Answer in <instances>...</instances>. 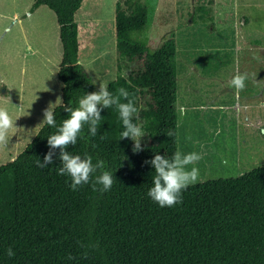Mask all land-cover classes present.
<instances>
[{
    "label": "trees",
    "instance_id": "trees-1",
    "mask_svg": "<svg viewBox=\"0 0 264 264\" xmlns=\"http://www.w3.org/2000/svg\"><path fill=\"white\" fill-rule=\"evenodd\" d=\"M82 2L32 3L56 15L62 103L73 108L95 88L79 62L75 13ZM156 7L157 0H117V74L107 83L113 94L120 88L134 94L139 119L133 122L145 133L143 150L133 152L135 142L121 139L125 129L117 107L103 109L97 135L86 124L66 150L92 155L94 163L103 160L114 184L103 193L93 190V181L73 191L71 178L58 173L59 149L54 163L37 165L50 151L48 137L69 117L63 106L54 107L56 127L43 123L21 152L0 164V264H264V164L239 176L198 181L172 207H160L147 195L155 169L145 161L179 150L174 33L153 50L138 37ZM9 247L14 257L7 255Z\"/></svg>",
    "mask_w": 264,
    "mask_h": 264
},
{
    "label": "rangeland",
    "instance_id": "rangeland-1",
    "mask_svg": "<svg viewBox=\"0 0 264 264\" xmlns=\"http://www.w3.org/2000/svg\"><path fill=\"white\" fill-rule=\"evenodd\" d=\"M32 3L0 0V107L9 111L15 123L7 144L0 145V164L24 149L42 126L44 110L62 98V83L54 81L51 66L41 63L28 69L32 56L23 63L24 29L31 42L35 37L43 47L49 45L52 53L57 44L61 49L54 12L44 7L35 15ZM115 4L116 0H83L78 9L84 61L89 62L90 50L104 49L100 31L103 28L106 34L104 19L115 12ZM198 4L204 8L198 10ZM172 32L177 50V104L186 108L184 116L178 113V147L185 154L203 153L202 160L189 166L199 168L198 181L239 176L264 164V105H259L264 83V0H157L153 22L138 37L147 39L153 50ZM108 39V65L113 71L116 43ZM237 70L249 75L238 95L231 86ZM89 71L94 76L93 92L115 76L109 73L103 80L93 69ZM16 130L19 137L13 139Z\"/></svg>",
    "mask_w": 264,
    "mask_h": 264
},
{
    "label": "clouds",
    "instance_id": "clouds-1",
    "mask_svg": "<svg viewBox=\"0 0 264 264\" xmlns=\"http://www.w3.org/2000/svg\"><path fill=\"white\" fill-rule=\"evenodd\" d=\"M28 51L32 52L33 50L29 47ZM248 79V73L236 71L231 79V86L235 89L237 95L245 89ZM122 99L126 102H122ZM54 106H63L64 110L69 113V117L63 120L55 134L48 137L50 151L45 155L43 162L40 159L37 161L38 167L45 169L49 164L54 163V150L59 149L58 159L61 161L62 167H59L58 173L60 175L67 174L71 178L70 187L73 191L78 190L79 187L88 184L90 181H93L94 191L99 190L102 193L109 191L114 184V176L111 172L104 170L103 160L97 159L94 163L92 155H73L66 149L69 145H76L78 135L86 124L91 136L95 137L102 110L116 106L125 129L121 133V139L131 138L135 142L133 152L142 151L141 139L145 133L142 131L141 126L133 122L134 117L139 119L134 94H130L125 88H120L117 94H113L109 91L108 85L101 83L99 90L85 94L79 100V105L76 108L63 105L62 98L57 97L55 103H50L49 107L44 110V120L42 122L55 128ZM176 110L181 117L186 114V108L182 105L177 104ZM13 127H15V123L9 111L5 107H0V145L7 144L9 131ZM167 135L172 137L173 132L169 131ZM103 138L101 137V139ZM187 139L191 140V137ZM202 159L203 153L195 151L185 154L177 150L171 157L157 153L152 160L145 161L146 164H151L155 169L154 186L149 189L147 195L157 202L160 207H172L183 203L182 192L187 190L190 185H195L200 179L199 168L189 166L197 164ZM97 185L102 187L97 189ZM7 255L9 257L15 256V252L11 247L8 248ZM71 258L70 256L69 259Z\"/></svg>",
    "mask_w": 264,
    "mask_h": 264
},
{
    "label": "crops",
    "instance_id": "crops-1",
    "mask_svg": "<svg viewBox=\"0 0 264 264\" xmlns=\"http://www.w3.org/2000/svg\"><path fill=\"white\" fill-rule=\"evenodd\" d=\"M116 2H117V0H116ZM44 7H47V6L46 5H41L38 8H36L34 10V14L35 15L41 14L45 10V9H43ZM47 8H49V7H47ZM115 10H116V4H115ZM77 11H76V13H77ZM29 13L30 12L28 11V14ZM76 13H75V20H76ZM87 14H90V12L87 11ZM31 15L32 14H30V16ZM51 17H52V15H51ZM91 17H94L92 12H91ZM55 18H56V15H55ZM52 19H53V17H52ZM193 19H195V18H192V20ZM104 20L107 22V28H108L106 34H105V32H104L105 30L103 28L100 31V35L102 36L103 40L105 41L104 49L100 53L92 52L90 50V52L88 53L89 62L84 61V59H83V57H82V55L80 53L81 46H83L84 43L81 42V39H80V25H79L78 21L76 20L77 24H78V38H79V62L83 65L85 70L88 72L89 75H91V77L93 79H94V76L89 71L91 69H93L96 74H98L99 76L103 77V80H104L105 76H108L109 73L115 75L112 79H115L116 74H117V53H116V64L113 65V71H112L111 70V66L108 65V57H110V52H107L108 49H107V46H106V42L110 45V39H108V38L113 39L114 43H116V24L114 25L115 12H112L110 15H107ZM241 22H242V18H240V23ZM244 23H246V20H244ZM56 26H57L58 34H59V24H58V22L56 23ZM53 27L55 29V25H53ZM35 39L36 38L34 37V42H31L30 39H29V32H27V30L24 29L23 42H24V46L25 47L22 50L23 63L24 64L28 63L27 62V58L29 56H32L33 58L31 60V62L28 64V69L30 67L37 68L41 63H44L45 66H47V65L51 66L49 71H51L55 75L54 81L56 83H58L57 80H59L62 83V86H63V82L59 78L56 79L58 77L57 74H58V70H59V67H60L61 60H62V49H59L58 44L56 45V33H55L54 42H55L57 51H54L53 53H52L53 50L50 48L49 45H47V47H43V45H41L39 42L35 41ZM59 40H60V38H59ZM60 44H61V42H60ZM87 45L88 44H85V47H87ZM29 47H31V49L33 50L32 52L28 51ZM60 47H61V45H60ZM235 49L237 51H239L240 46L238 45L237 47H235ZM36 57H38V58H36ZM96 61H97L98 64H97V66H94V62H96ZM88 64H90V68L87 66ZM88 68H89V70H88ZM24 69H25V67H24ZM263 84L264 83H262V92H261V94H259L261 96V98H259V105L260 104L264 105ZM7 85L9 86V84H7ZM28 123L29 122L26 121L25 128L27 127ZM260 123H263V121H259L258 120V124H260ZM17 133L18 132L16 130L14 132L13 139H15V138L17 139V137H19V134H17Z\"/></svg>",
    "mask_w": 264,
    "mask_h": 264
}]
</instances>
